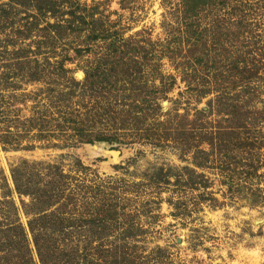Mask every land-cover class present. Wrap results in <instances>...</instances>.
<instances>
[{
  "label": "rangeland",
  "instance_id": "rangeland-1",
  "mask_svg": "<svg viewBox=\"0 0 264 264\" xmlns=\"http://www.w3.org/2000/svg\"><path fill=\"white\" fill-rule=\"evenodd\" d=\"M0 264H264V0H0Z\"/></svg>",
  "mask_w": 264,
  "mask_h": 264
}]
</instances>
